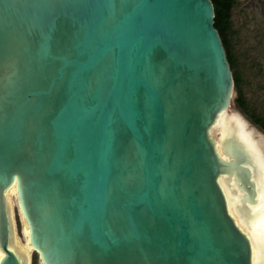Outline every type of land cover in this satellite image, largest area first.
I'll list each match as a JSON object with an SVG mask.
<instances>
[{
  "label": "water",
  "instance_id": "95a60500",
  "mask_svg": "<svg viewBox=\"0 0 264 264\" xmlns=\"http://www.w3.org/2000/svg\"><path fill=\"white\" fill-rule=\"evenodd\" d=\"M213 18L211 0H0V264H26L12 187L39 264H252L258 171L238 124L214 125L264 139Z\"/></svg>",
  "mask_w": 264,
  "mask_h": 264
},
{
  "label": "rangeland",
  "instance_id": "374dc122",
  "mask_svg": "<svg viewBox=\"0 0 264 264\" xmlns=\"http://www.w3.org/2000/svg\"><path fill=\"white\" fill-rule=\"evenodd\" d=\"M232 23L233 34L231 37V43L232 52L236 61L235 69L240 75L241 89L243 91L249 113H244L237 107L235 103L236 91L233 98V106L242 113L249 125L255 130L256 135L264 139V13L261 11L258 0H237V3L232 11ZM257 117L260 122L257 121ZM225 119L226 117L224 116L223 120ZM217 125L218 126L215 132H221L223 126L222 122H219ZM245 128L246 127L244 126L242 130L246 136L245 131L248 134L250 131L248 132ZM251 131L254 135L253 130ZM246 138L248 139L247 136ZM253 161L262 174L257 175L256 178H250L249 180L254 184L255 194H259L263 201L262 203H260V201L258 204H254L253 208H260V220L258 218L255 229L258 228V230L261 231L260 234L263 237L264 246V232L261 227L259 228L258 226L261 221L262 224H264V169L261 167V163L263 164L262 161L260 162L256 160L255 157L252 162ZM252 162L250 163L252 164ZM249 169H251V166ZM13 194V192L9 193L10 201H13ZM256 199L258 200V197H256ZM12 214L17 232L16 244L18 242V246H15L20 251H23L24 249L28 251L26 264H29V253L31 256L30 264H39L37 255L30 252L31 250L27 247V240L24 241L22 238L20 220L18 212L14 206H12ZM255 262L256 264H260L262 262L258 253L256 254Z\"/></svg>",
  "mask_w": 264,
  "mask_h": 264
},
{
  "label": "bare ground",
  "instance_id": "6f19581e",
  "mask_svg": "<svg viewBox=\"0 0 264 264\" xmlns=\"http://www.w3.org/2000/svg\"><path fill=\"white\" fill-rule=\"evenodd\" d=\"M226 117V119L225 120H223V117ZM219 122H222V130H221V132L219 131V132H215L216 131V128H217V124H219ZM235 123H237L238 124V128L236 129L237 130V133H238V135H239V138L243 141V143H245L246 145H247V147H248V149L250 150L249 152L251 153V155H252V158H256V160H258L259 161V158L261 159V161L263 160V163H264V146L262 145V143L259 141V139H256L255 137H254V135H253V133H252V131L251 130H248V127H247V125L246 124H244V122H242L237 116H235V115H227L226 113H222L219 117H218V119H217V121H216V123H215V125H214V132H215V134H216V136H220V134L221 133H223V132H225V131H231L233 128H234V125H235ZM244 126L246 127L245 129L249 132V134L245 131V134H246V136L248 137V139H249V141L250 142H253V144L255 145V147H256V149H257V152L255 151V149H254V146L248 141V139L246 138V136L244 135V132H243V128H244ZM219 128H220V126H219ZM244 129V130H245ZM257 143V145H256V143ZM258 154H259V156H258ZM253 160V159H252ZM252 164H254V161L252 162ZM255 165V164H254ZM261 167L264 169V167L261 165ZM257 168V167H256ZM257 171H258V175H262L261 174V172H260V170L257 168ZM264 174V173H263ZM254 176V175H253ZM255 177V176H254ZM219 182H220V184H221V186H222V188H223V190H224V192H225V195H226V198H227V205H228V208H229V210H230V212L232 213V215H234L235 217H236V221L237 222H239V220H238V218H237V216L235 215V211H234V206H235V204H236V200L234 199V197L232 196V194L230 193V191H229V188L228 187H226L224 184H223V181H222V179L220 178L219 179ZM231 186H232V188H233V190L235 191V188H236V185H235V183H234V181H231ZM10 192H13L14 194H13V196L15 197V190H14V188L12 187L8 192H6V198H7V201H8V203H9V207H10V211H11V201H10V198H9V193ZM235 193H237V192H235ZM255 197H258V200H256V202H255V204H258V202H260V203H262L263 201H262V197H260L259 196V194H255ZM264 205V204H263ZM264 207V206H263ZM259 220H260V218H259ZM263 223H264V220H263ZM260 225H258L259 226V228L261 227V229L263 230V232H264V224H262V221L259 223ZM247 233H248V235H249V237H250V239H251V243H252V264H256V262H255V258H256V254L258 253L259 255H260V259L262 260V262L260 263V264H264V255L262 254V249L261 248H263L264 249V246H263V237H262V235L260 234V230H258V228L257 229H255V226L253 227V228H249L248 226H247ZM24 234H25V236H26V231L24 230ZM12 246L14 247V249L16 250V252L18 253V255H19V257L23 260V261H25V263H26V261H27V253H28V251L26 250V249H24L23 251H20L15 245H17L16 244V238H15V235H12ZM27 240V239H26ZM18 246V245H17ZM27 247L29 248V250H31V248L28 246V241H27ZM2 256V253L0 252V257Z\"/></svg>",
  "mask_w": 264,
  "mask_h": 264
},
{
  "label": "trees",
  "instance_id": "16d2710c",
  "mask_svg": "<svg viewBox=\"0 0 264 264\" xmlns=\"http://www.w3.org/2000/svg\"><path fill=\"white\" fill-rule=\"evenodd\" d=\"M214 9L213 23L221 38L223 47L225 49L226 58L230 70L232 72L234 87L236 91L235 103L238 108L244 113H249L247 104L245 102L244 94L241 89V80L238 71L235 69L236 61L232 52L231 37L233 34L232 11L237 0H211ZM258 122L259 118H256Z\"/></svg>",
  "mask_w": 264,
  "mask_h": 264
},
{
  "label": "flooded vegetation",
  "instance_id": "af4514ba",
  "mask_svg": "<svg viewBox=\"0 0 264 264\" xmlns=\"http://www.w3.org/2000/svg\"><path fill=\"white\" fill-rule=\"evenodd\" d=\"M258 2H259V4H260V8H261V11H263V13H264V0H258ZM249 141V140H248ZM250 142V141H249ZM251 144H252V142H250ZM253 145V144H252ZM254 146V149H255V151L257 152V149H256V147H255V145H253ZM258 153V152H257ZM258 156H259V154H258ZM259 161L261 162V159L259 158ZM262 162H263V160H262ZM261 165L264 167V163L262 164L261 163ZM263 196V195H262Z\"/></svg>",
  "mask_w": 264,
  "mask_h": 264
}]
</instances>
